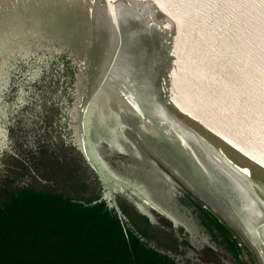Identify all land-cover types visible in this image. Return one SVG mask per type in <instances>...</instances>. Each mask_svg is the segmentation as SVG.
I'll return each mask as SVG.
<instances>
[{
	"label": "water",
	"instance_id": "1",
	"mask_svg": "<svg viewBox=\"0 0 264 264\" xmlns=\"http://www.w3.org/2000/svg\"><path fill=\"white\" fill-rule=\"evenodd\" d=\"M0 264H264V3L0 0Z\"/></svg>",
	"mask_w": 264,
	"mask_h": 264
},
{
	"label": "snow or ice",
	"instance_id": "2",
	"mask_svg": "<svg viewBox=\"0 0 264 264\" xmlns=\"http://www.w3.org/2000/svg\"><path fill=\"white\" fill-rule=\"evenodd\" d=\"M261 3H264V0H260Z\"/></svg>",
	"mask_w": 264,
	"mask_h": 264
}]
</instances>
